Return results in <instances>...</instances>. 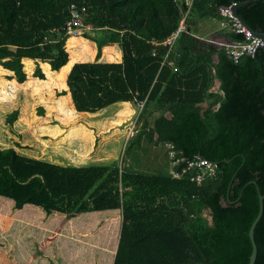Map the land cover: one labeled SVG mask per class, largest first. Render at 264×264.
Returning <instances> with one entry per match:
<instances>
[{"label":"trees","instance_id":"1","mask_svg":"<svg viewBox=\"0 0 264 264\" xmlns=\"http://www.w3.org/2000/svg\"><path fill=\"white\" fill-rule=\"evenodd\" d=\"M243 1L192 0L187 11L181 0H0V67L12 73L9 79L26 81L24 59L34 62L39 80L40 63L50 72L65 66L69 6L84 8V24L94 32L84 38L95 43L96 60L73 64L59 95L68 93L78 113L129 103L139 126L131 139L170 143L179 157L217 165L216 175L196 186L116 162L62 167L0 147V199L15 210L28 205L67 219L119 210L112 264H248L258 198L255 186L245 185L254 181L264 196V47L234 64L194 30L197 22L219 19L218 7ZM186 11L185 31L164 60L167 48L152 43L173 33ZM237 13L264 33V0ZM106 45L119 47L121 62H98ZM214 81L221 95L210 91ZM17 115L10 113L7 124ZM254 242V264H264V199Z\"/></svg>","mask_w":264,"mask_h":264},{"label":"rangeland","instance_id":"2","mask_svg":"<svg viewBox=\"0 0 264 264\" xmlns=\"http://www.w3.org/2000/svg\"><path fill=\"white\" fill-rule=\"evenodd\" d=\"M194 30L201 36L208 35L214 30V25L209 21H201L195 24ZM85 35L93 37V30L81 36L84 39L80 40L84 45L80 46L83 52L81 60L83 63L95 62L96 47L89 38H84ZM75 41L70 40L69 49L78 46L72 45ZM111 46V50L106 51L107 59L121 62L119 47ZM27 66L31 65L24 63L25 70ZM50 76L46 83L36 84L37 87L32 89L33 95L29 96L30 103L26 105L28 110H31V106H38L45 112L48 105V110L53 113L54 106L60 109L65 107L64 101H59L60 104L47 101L60 96L56 91L60 88L58 80L61 74L57 77ZM215 86L214 81L210 91H213ZM52 90H55V94ZM3 93L6 92L3 90ZM12 100L16 98L13 97ZM41 104H46L45 109ZM117 113L121 114L120 120L128 119L126 126L131 122L130 127L135 126L133 130L139 129L136 123L137 109H129L127 113L125 108H120ZM68 114L67 112V117L72 118ZM92 131L81 133L79 136L76 134V137L68 138L69 140L61 145H58V137L55 135L47 137L38 131L34 135L33 132L28 133L20 138L22 148L17 150V154L62 167L66 163L89 166L116 162L119 167L136 173L168 175L170 164L165 148L143 137L139 141L131 139L129 132L125 135V122L121 125L118 123L114 129L107 131ZM11 136L1 131L0 125L1 148L15 146L16 137ZM73 139L77 140L74 145ZM31 207L33 206H24L21 210H15L13 202L0 199V264H112L121 226L119 210L111 214H85L86 216L80 218L76 216L67 219L63 215L45 216L41 210ZM204 216L210 222L207 212H204ZM81 223L87 225H80Z\"/></svg>","mask_w":264,"mask_h":264},{"label":"crops","instance_id":"3","mask_svg":"<svg viewBox=\"0 0 264 264\" xmlns=\"http://www.w3.org/2000/svg\"><path fill=\"white\" fill-rule=\"evenodd\" d=\"M206 22H210L214 25V30L210 32L208 35H198L202 38H208L214 33H220L219 30V19H209L204 20ZM94 33V32H93ZM71 39H75L76 41L72 43V45L76 46L72 49L68 48V43ZM84 40L80 36H74L69 37L66 40L65 43V50L68 54V62L65 66H63L59 71L57 72H50L49 66L47 64H39L42 73L45 76L44 80H39L37 78H33L32 74L34 71L35 64L31 60L24 59L23 62V70L26 74V81L22 84H18L14 79H9L12 77V73L4 70L0 67V125H1V131L5 132V134L12 135L11 137H16V143L13 148L16 152L17 150L21 149L22 146L20 144V138L28 135V133H32L33 135L38 131L41 134L46 135L47 137H55L57 136V143L58 145H61V143H64L65 141H68L70 137H76V134L81 133H87V132H93V129H96V131H107L108 129H114L115 125L119 123L121 125L125 122V135H127V132H129L131 122H129L126 126V123L128 119L126 118L124 120L121 119V114L117 113L118 110L121 108H125V111L129 113V109L131 111L133 108L129 103L125 102H117L114 104H111L102 110L89 114V113H77L73 105L71 103V99L69 94L60 95L59 97H56V99H47L49 102H59L64 101L65 107L62 109L58 108L57 106L53 107V113H51L48 110L47 105V111L43 112L41 107L38 108V106H31V110H28V106H26L29 101V96H32L33 93L31 92L34 87H37L36 84H39L41 82L46 83L47 80L51 77L50 75H58L61 74V77L59 78V85L60 88L57 89L56 92L61 93L62 91H66L65 81L67 74L69 70L71 69L72 65L75 63H83L84 61L81 60V57L83 55V52L80 50V46H84L81 44V41ZM93 46H95V43H93ZM117 46V45H113ZM112 48L111 45H107L106 47L101 48V57L99 58L98 62L100 63H119L111 61L107 59L106 51H110ZM24 63H28L31 66H27L26 70L24 69ZM55 85V84H53ZM56 87V86H55ZM3 90L6 93H3ZM23 90V91H22ZM52 92L55 94V90H52ZM15 97L16 100H12V98ZM42 101H45L42 99ZM44 103V102H42ZM60 104V102H59ZM43 108L46 104H41ZM45 109V108H44ZM13 111H17L18 115L15 119V121L9 125L6 122L7 116L12 113ZM49 111V112H48ZM69 113L68 115L72 118L67 117L66 113ZM117 113V114H116ZM126 117V116H125ZM120 118V119H119ZM107 127L106 130H102V128ZM133 127H135L133 125ZM100 128V129H99ZM99 129V130H98ZM138 129L133 130L131 133L132 136L136 134ZM55 135V136H53ZM130 136V137H132ZM129 137V136H128ZM23 140V139H22ZM49 143H51L50 139ZM71 140V139H70ZM72 144H76L77 140L73 139ZM86 163V162H85ZM65 166H73V167H81V166H88V165H76V164H69L66 163ZM90 166V165H89ZM26 207L28 205H25ZM114 211H104L103 213H113ZM87 214V213H86ZM99 214V213H98Z\"/></svg>","mask_w":264,"mask_h":264},{"label":"built area","instance_id":"4","mask_svg":"<svg viewBox=\"0 0 264 264\" xmlns=\"http://www.w3.org/2000/svg\"><path fill=\"white\" fill-rule=\"evenodd\" d=\"M182 5L188 9L192 4V0H181ZM234 4V3H233ZM231 5L227 7H218L216 12L220 18L219 30L223 34L217 36H210L205 38V41L212 44L219 49H222L229 60L234 64L238 63L239 60L244 56L254 57L256 52L264 47V43L254 37V35L241 25L239 20L235 18L231 13ZM187 11L182 14V17L178 23L177 29L171 33L165 40L158 42L154 41V46H163L167 48V53L164 56L166 60L167 54L171 51L175 45L179 35L185 31V19ZM85 13L84 8H78L76 5L71 4L69 6V17L65 24V32L69 37L82 36L85 32L91 31L92 28L89 25L84 24L83 14ZM227 34H235L241 36V41H230L227 38ZM153 55V53H152ZM171 65V62H168ZM215 89L213 92L217 95H221L218 89V82L215 81ZM144 101L136 102L138 111L143 107ZM133 126L129 130V135H132ZM166 151V156L170 164V170L168 175L174 179L179 180L182 178H188V180L199 186L202 182L207 179L213 178L217 173V165L203 159L199 156H195L190 160H186L178 156L172 144L167 143L163 146Z\"/></svg>","mask_w":264,"mask_h":264},{"label":"water","instance_id":"5","mask_svg":"<svg viewBox=\"0 0 264 264\" xmlns=\"http://www.w3.org/2000/svg\"><path fill=\"white\" fill-rule=\"evenodd\" d=\"M259 0H246L243 2H239V3H234L231 6V13L232 15L237 18L239 20V22L241 23V25L243 27H245L248 31H250L254 37H257L258 39H260L263 43H264V33H259V32H255L253 31L247 24L246 22L241 19L237 13L238 9L243 7V6H247L253 2H257ZM243 158V157H242ZM254 185L256 188V192H257V198H258V212L257 215L255 217V219L253 220L252 224L250 225V228L248 230V238L250 241V245H251V253L249 256V260H248V264H254L255 259H256V253H257V248H256V244L254 242V229L257 225V223L259 222V220L261 219L262 213H263V199L264 196L260 194L259 189L256 186V183L254 181H251L249 183H247L245 186L247 185ZM241 196V194H240ZM240 196L237 198L236 201L239 200ZM222 204H224V200H222Z\"/></svg>","mask_w":264,"mask_h":264}]
</instances>
